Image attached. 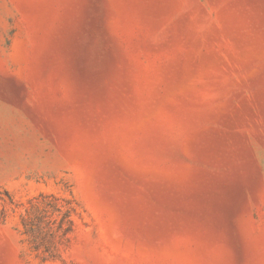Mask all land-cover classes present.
I'll use <instances>...</instances> for the list:
<instances>
[{
  "label": "rangeland",
  "instance_id": "obj_1",
  "mask_svg": "<svg viewBox=\"0 0 264 264\" xmlns=\"http://www.w3.org/2000/svg\"><path fill=\"white\" fill-rule=\"evenodd\" d=\"M0 264H264V0H0Z\"/></svg>",
  "mask_w": 264,
  "mask_h": 264
}]
</instances>
